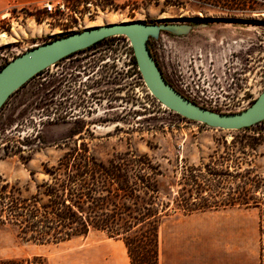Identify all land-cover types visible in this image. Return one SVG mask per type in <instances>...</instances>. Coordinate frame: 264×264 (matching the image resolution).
Returning <instances> with one entry per match:
<instances>
[{"label": "rangeland", "instance_id": "obj_1", "mask_svg": "<svg viewBox=\"0 0 264 264\" xmlns=\"http://www.w3.org/2000/svg\"><path fill=\"white\" fill-rule=\"evenodd\" d=\"M41 3L11 7L0 14V68L56 36L139 19L191 25L184 34L162 31L149 40V46L176 90L194 100L207 98L193 102L219 112L238 111L264 87V0H70L68 9L58 14L47 13ZM72 11L78 12V20ZM70 16L74 24L62 26L63 19ZM131 54L125 36L106 37L42 69L3 104L0 264H47L31 249L53 250L58 245L45 242L50 233L47 228L40 234L29 230L34 238L27 234L22 239L14 216L23 212V198L27 199V213L33 210V195L46 201L43 193L51 179L45 169L55 165L67 148L84 143L104 161L127 150L146 155L161 171L158 201L167 205L168 213L159 225L163 239L169 226L184 217L174 207L178 195L194 196L183 184L187 169L200 161L206 163L216 148L222 153L217 142H228L236 134L179 117L154 101L133 70ZM257 127L264 128V124ZM248 152L245 157L264 174V138ZM250 208L220 207L192 213L211 215L216 210ZM259 223L261 226L262 221ZM108 238L102 231L90 230L60 245L72 249L80 242Z\"/></svg>", "mask_w": 264, "mask_h": 264}, {"label": "trees", "instance_id": "obj_2", "mask_svg": "<svg viewBox=\"0 0 264 264\" xmlns=\"http://www.w3.org/2000/svg\"><path fill=\"white\" fill-rule=\"evenodd\" d=\"M130 61L140 76L133 54ZM258 124L264 120L234 130L236 134L228 142H217L222 153L216 148L206 163L200 161L187 169L183 184L194 196L178 195L174 207L181 214L232 206L264 209V174L245 157L248 149L264 138V128ZM45 171L51 179L43 193L46 201L33 195V210L27 213V199L23 198V212L14 216L19 237L25 238L29 230L40 234L47 228L50 233L45 242L58 243L97 230L121 239L131 264H157L158 229L168 213L167 205L158 201L157 176L161 171L146 155L127 150L104 161L82 143L63 151L56 164ZM31 227L41 228L36 231ZM29 236L33 237L32 233Z\"/></svg>", "mask_w": 264, "mask_h": 264}, {"label": "crops", "instance_id": "obj_3", "mask_svg": "<svg viewBox=\"0 0 264 264\" xmlns=\"http://www.w3.org/2000/svg\"><path fill=\"white\" fill-rule=\"evenodd\" d=\"M43 1L0 0V14ZM245 210L185 214L169 226L163 239L158 229L157 264H264V211L258 207ZM67 241L53 250L32 248L31 253L47 264H131L121 239L80 242L72 249L60 245Z\"/></svg>", "mask_w": 264, "mask_h": 264}, {"label": "water", "instance_id": "obj_4", "mask_svg": "<svg viewBox=\"0 0 264 264\" xmlns=\"http://www.w3.org/2000/svg\"><path fill=\"white\" fill-rule=\"evenodd\" d=\"M190 24L127 20L105 23L57 36L16 55L0 68V108L9 96L42 69L109 36L128 39L137 69L148 92L165 108L207 126L238 130L264 120V87L245 108L219 112L203 107L177 91L162 75L147 41L165 31L184 34Z\"/></svg>", "mask_w": 264, "mask_h": 264}, {"label": "built area", "instance_id": "obj_5", "mask_svg": "<svg viewBox=\"0 0 264 264\" xmlns=\"http://www.w3.org/2000/svg\"><path fill=\"white\" fill-rule=\"evenodd\" d=\"M69 2H70V0H45L41 3V7L49 14H58V13L63 12L64 10L68 9ZM77 13L78 12L72 11V14H73L74 18H76V20H78ZM63 21L64 22L62 23V26L70 27L74 24V20L71 16L69 19L64 18ZM188 99H190L191 101L194 100L191 97H189ZM197 100L205 101V100H207V98L203 97V96H198V97H196V99L194 101H197ZM29 264H39V263L30 262Z\"/></svg>", "mask_w": 264, "mask_h": 264}, {"label": "bare ground", "instance_id": "obj_6", "mask_svg": "<svg viewBox=\"0 0 264 264\" xmlns=\"http://www.w3.org/2000/svg\"><path fill=\"white\" fill-rule=\"evenodd\" d=\"M262 14L264 15V12Z\"/></svg>", "mask_w": 264, "mask_h": 264}]
</instances>
